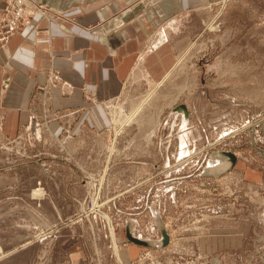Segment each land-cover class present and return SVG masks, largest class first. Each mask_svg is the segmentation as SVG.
Masks as SVG:
<instances>
[{"label": "rangeland", "instance_id": "1", "mask_svg": "<svg viewBox=\"0 0 264 264\" xmlns=\"http://www.w3.org/2000/svg\"><path fill=\"white\" fill-rule=\"evenodd\" d=\"M194 1L137 67L172 72L113 100L106 134L51 138L50 70L38 134L0 115V264H264V0ZM33 5L6 0L0 50Z\"/></svg>", "mask_w": 264, "mask_h": 264}, {"label": "crops", "instance_id": "2", "mask_svg": "<svg viewBox=\"0 0 264 264\" xmlns=\"http://www.w3.org/2000/svg\"><path fill=\"white\" fill-rule=\"evenodd\" d=\"M29 2L43 5L47 16H36L0 50L2 58L13 59L15 66L10 69L13 82L7 81L11 85L6 90L2 88L5 72L0 69V115L5 118L3 133L10 138H16L20 127L29 124L28 131L38 134L43 116L38 99L48 95L43 86L49 70L67 85L52 89L51 106L58 115L50 120L51 138L106 134L113 100L143 82L157 87L170 75L173 66L168 70L160 63L154 69L137 67L169 42L173 27L181 21L179 15L197 6L194 0ZM5 8L6 0H0V18ZM90 26L94 30H87ZM97 27L98 33L94 32ZM158 55L169 57L170 53ZM64 91L68 95L64 96ZM90 93L96 95V102L89 101ZM61 123L67 124L68 130L60 129ZM122 260L128 264L127 255H122Z\"/></svg>", "mask_w": 264, "mask_h": 264}, {"label": "bare ground", "instance_id": "3", "mask_svg": "<svg viewBox=\"0 0 264 264\" xmlns=\"http://www.w3.org/2000/svg\"><path fill=\"white\" fill-rule=\"evenodd\" d=\"M21 2H22L23 5H26L27 8H29V7H31V6H34L33 4H31V6L28 5L27 2H29V0H21ZM22 8H23V6H22ZM20 16H21V15H20ZM102 216H103V213H102Z\"/></svg>", "mask_w": 264, "mask_h": 264}]
</instances>
